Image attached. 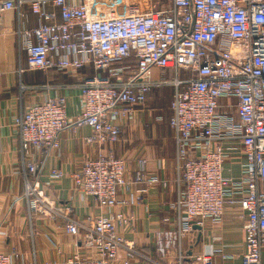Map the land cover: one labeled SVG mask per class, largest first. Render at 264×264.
I'll return each instance as SVG.
<instances>
[{
    "label": "built area",
    "instance_id": "1",
    "mask_svg": "<svg viewBox=\"0 0 264 264\" xmlns=\"http://www.w3.org/2000/svg\"><path fill=\"white\" fill-rule=\"evenodd\" d=\"M23 5L36 24L25 27ZM14 11L19 53L28 70L91 76L78 84L81 110L70 120L64 96L30 103L13 118L23 180L20 199L29 218H55L78 248L52 264H130L143 258L120 230L130 225L124 212L141 201L148 187L167 186L137 159L132 179L127 161L106 148L154 87L171 86L168 126L177 168L176 211L179 240L195 220L217 224L226 204L242 214L244 251L239 264H262L264 249V0H0L2 16ZM133 61V63H131ZM159 70L157 78L151 70ZM167 71L171 77L166 76ZM86 125V143L97 147L71 174L76 192L104 210L79 220L71 203H57L30 181L41 159L58 150L62 130ZM240 161L237 176L223 173L226 161ZM56 168L51 179L62 176ZM144 187L131 192L133 185ZM125 196L120 197L119 194ZM16 252L0 251V264H14ZM183 253L176 257L182 264ZM198 264H214L208 255Z\"/></svg>",
    "mask_w": 264,
    "mask_h": 264
},
{
    "label": "crops",
    "instance_id": "2",
    "mask_svg": "<svg viewBox=\"0 0 264 264\" xmlns=\"http://www.w3.org/2000/svg\"><path fill=\"white\" fill-rule=\"evenodd\" d=\"M22 11V24L28 28L34 26L36 19L28 6L23 5ZM16 26V13L5 12L0 28V251L16 252L19 257L14 264H52L72 254L79 241L76 236L65 233L55 218L41 214L27 216L20 199L23 180L17 154V134L12 122L30 103L57 95L66 99V114L72 120L81 110L78 84L84 77L78 73L67 76L58 70H28L25 54L18 51ZM158 71L152 69L151 77L157 78ZM166 76L171 77V72L167 71ZM162 87L149 91L144 103L135 107L133 116L120 126L118 140L106 146L116 156L126 158L128 178L134 176L137 159L145 158L147 172L159 180H167L166 187L159 183L148 187L141 193L139 203L123 209L132 219L130 225L120 232L137 250L163 264H177L179 252L184 255L182 264H198L196 257L203 255L210 256L214 264H239L240 254L244 251L241 218L244 211L237 202L224 206L217 224L195 220L179 242L173 238L176 211L172 204L177 196L178 174L173 132L168 126L173 88L170 86L169 102L160 108L163 110H158L160 103L157 100L150 103L147 99L154 90ZM91 132L86 125L62 130L58 150L47 156L37 155L42 163L36 172L30 174V181L37 189L57 203H71L72 215L79 220L104 211L91 198L76 192L71 177L85 158L96 154V145L86 143ZM53 168L62 171L60 178H50ZM239 172V159L225 162V175L237 176ZM142 187L143 183H137L131 192ZM260 260L264 264V249ZM130 264L152 263L143 258H132Z\"/></svg>",
    "mask_w": 264,
    "mask_h": 264
},
{
    "label": "rangeland",
    "instance_id": "3",
    "mask_svg": "<svg viewBox=\"0 0 264 264\" xmlns=\"http://www.w3.org/2000/svg\"><path fill=\"white\" fill-rule=\"evenodd\" d=\"M154 2L156 0H153ZM159 3H166L167 0H158ZM170 78V76H168ZM155 92H158L155 94ZM154 93V94H153ZM170 93H171V89H170V86H163L161 89H157V90H154L152 92V96L151 98L148 96V101L151 103L152 100H157L160 105H158V110H163V109H160L162 107L165 106V104H167L169 102V98H170ZM162 112H165V111H162Z\"/></svg>",
    "mask_w": 264,
    "mask_h": 264
},
{
    "label": "trees",
    "instance_id": "4",
    "mask_svg": "<svg viewBox=\"0 0 264 264\" xmlns=\"http://www.w3.org/2000/svg\"><path fill=\"white\" fill-rule=\"evenodd\" d=\"M131 63H133V61H132ZM59 72H61V71H59ZM61 73H62V74H65V75L68 76V74H66V73H64V72H61ZM79 74H82L83 77L91 76V75L93 74V70H92L90 67H88V68H84V69H82V70L79 72ZM69 77H70V76H69Z\"/></svg>",
    "mask_w": 264,
    "mask_h": 264
}]
</instances>
